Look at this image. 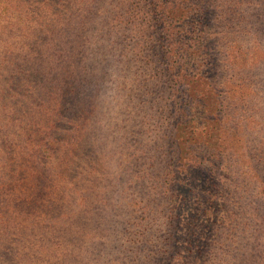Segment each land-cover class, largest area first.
Masks as SVG:
<instances>
[{"label": "trees", "instance_id": "obj_1", "mask_svg": "<svg viewBox=\"0 0 264 264\" xmlns=\"http://www.w3.org/2000/svg\"><path fill=\"white\" fill-rule=\"evenodd\" d=\"M42 1L48 4L44 19L38 21L35 11H26L22 3L21 16L0 29V142L9 141L11 155L18 157L15 175L6 167L0 168V202L7 203L8 182L24 172L20 163L29 166L49 160L64 179L54 218L58 220L61 215L66 218L63 223L70 220L67 224L87 219L81 209L89 205L86 190L95 178V161L113 151L111 132L115 128L111 129L108 121L113 117L110 104L121 103L127 92L134 91L131 98L140 100L136 103L140 107L136 120L149 117L160 122L159 132L164 135L163 145L170 157V167H164L173 177L167 194L180 213L176 211L178 226L172 230L169 263L182 258V246H189L190 256H196L198 250L200 254L209 242L203 234H209L215 222L211 217L216 200L211 195L217 184L215 167L223 163L229 148L222 135L219 89L203 95L200 85L204 81L191 82L184 75L188 72L184 71L180 53L188 48L184 38L191 25L198 21L201 32L207 26L211 30L218 16L216 3L81 0L74 5L67 0L69 3L61 7V0ZM244 4L245 0H227L219 15L231 22ZM195 9L198 11L193 13ZM29 21L36 27L31 28ZM191 32L198 33L197 27ZM200 38L204 43V36ZM209 43L213 48V40ZM260 62H264V56ZM160 96L166 99H158ZM99 98L110 104L99 108ZM208 99L210 109L206 106ZM205 121L207 125L201 127ZM114 125L118 129V123ZM139 126L148 128L149 124L139 122ZM134 130L131 137L135 139L125 143L130 152H135L140 137L138 129ZM36 148L41 149L36 153ZM0 157V164H7L1 150ZM208 178L214 181L206 183ZM206 195L210 196L207 206L202 203ZM59 226L54 240L58 237L77 243L87 237L86 233L80 236Z\"/></svg>", "mask_w": 264, "mask_h": 264}, {"label": "rangeland", "instance_id": "obj_2", "mask_svg": "<svg viewBox=\"0 0 264 264\" xmlns=\"http://www.w3.org/2000/svg\"><path fill=\"white\" fill-rule=\"evenodd\" d=\"M61 1V7L69 3ZM71 1L74 5L81 2ZM213 2L218 13L215 24L211 30L205 27L204 33L198 21L191 25L184 38L188 48L180 57L188 72L184 75L191 82L204 81L200 85L203 95L219 89L222 135L229 150L223 163L215 167L217 184L211 193L216 199L211 215L215 222L208 232L211 234H203L209 238L207 246L200 254L192 248L196 256L189 255V246H182V258L171 264L190 260L189 264H264V62H260L264 56V0H245L231 22L219 15L227 0ZM22 3L26 11H35L38 21L44 19L48 4L42 0H0V29L21 16ZM29 25L35 26L30 21ZM195 26L198 33L191 32ZM200 36H204V43ZM133 95L134 91L127 92L121 103L113 101L115 105L101 98L97 101L99 108L110 104L113 117L108 121L111 129L115 128L111 132L114 145L112 152L95 161V178L86 190L89 205L81 209L87 219L67 224L70 220L63 223L66 218L61 215L58 220L54 218L64 179L49 160L29 166L20 163L24 172L8 182L7 203L0 202V264H170L172 230L178 226L180 213L167 194L173 177L164 167H170V157L163 145L164 135L159 132L160 122L149 117L136 120L140 110L136 103L140 100L135 101ZM206 106L212 108L209 99ZM139 122L149 124L148 128L139 126ZM203 124L201 127L207 125L206 121ZM134 129L140 137L135 152H130L125 143L135 139L131 137ZM5 140L0 142V150L7 164L1 163L0 168L6 167L15 175L18 157L11 155L12 145ZM212 181L208 178L206 183ZM209 197H204L205 206ZM58 225L63 231L67 228L87 237L77 243L58 237L54 240Z\"/></svg>", "mask_w": 264, "mask_h": 264}]
</instances>
